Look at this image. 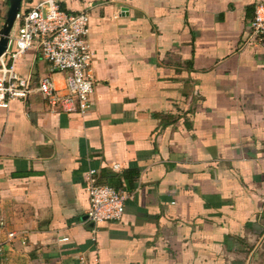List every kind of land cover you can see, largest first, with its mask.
I'll return each instance as SVG.
<instances>
[{
    "label": "crops",
    "instance_id": "obj_1",
    "mask_svg": "<svg viewBox=\"0 0 264 264\" xmlns=\"http://www.w3.org/2000/svg\"><path fill=\"white\" fill-rule=\"evenodd\" d=\"M260 1L57 0L89 10L95 89L83 115L36 92L0 107L3 264H264ZM16 70L50 74L35 47ZM90 171L128 195L121 221H88Z\"/></svg>",
    "mask_w": 264,
    "mask_h": 264
},
{
    "label": "built area",
    "instance_id": "obj_2",
    "mask_svg": "<svg viewBox=\"0 0 264 264\" xmlns=\"http://www.w3.org/2000/svg\"><path fill=\"white\" fill-rule=\"evenodd\" d=\"M16 22V36H11L0 57V107L7 108L14 100L25 101L36 92L51 110L83 115L91 107L95 89L90 72L92 52L87 43L88 8L70 13L57 0H43L32 8L22 9ZM247 43L264 47V0L254 7ZM32 47L48 63L50 74H64L62 89L57 88L50 74L34 84L30 76L17 72L18 58ZM93 172H89L86 187L88 221L94 225L121 221L128 195L109 184H97L91 177ZM15 237L16 233L9 232L6 242H12ZM4 259V246L0 244V264Z\"/></svg>",
    "mask_w": 264,
    "mask_h": 264
},
{
    "label": "water",
    "instance_id": "obj_3",
    "mask_svg": "<svg viewBox=\"0 0 264 264\" xmlns=\"http://www.w3.org/2000/svg\"><path fill=\"white\" fill-rule=\"evenodd\" d=\"M23 0H9L5 19L0 27V57L6 51L14 25L16 24L17 14L22 10Z\"/></svg>",
    "mask_w": 264,
    "mask_h": 264
},
{
    "label": "trees",
    "instance_id": "obj_4",
    "mask_svg": "<svg viewBox=\"0 0 264 264\" xmlns=\"http://www.w3.org/2000/svg\"><path fill=\"white\" fill-rule=\"evenodd\" d=\"M111 186V185H110ZM115 188V187H114ZM117 189V188H116Z\"/></svg>",
    "mask_w": 264,
    "mask_h": 264
}]
</instances>
